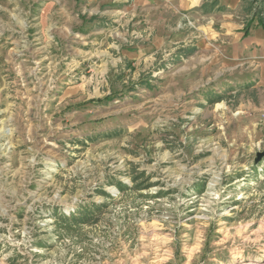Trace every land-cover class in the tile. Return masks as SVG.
<instances>
[{
	"label": "rangeland",
	"instance_id": "rangeland-1",
	"mask_svg": "<svg viewBox=\"0 0 264 264\" xmlns=\"http://www.w3.org/2000/svg\"><path fill=\"white\" fill-rule=\"evenodd\" d=\"M173 10L188 46L115 67L82 61L102 18L81 0H0V264H264V86L189 76ZM105 23L109 54L143 39Z\"/></svg>",
	"mask_w": 264,
	"mask_h": 264
},
{
	"label": "crops",
	"instance_id": "crops-1",
	"mask_svg": "<svg viewBox=\"0 0 264 264\" xmlns=\"http://www.w3.org/2000/svg\"><path fill=\"white\" fill-rule=\"evenodd\" d=\"M206 1L208 0H81L82 10L90 15L98 13L102 18L99 21L102 26L88 32L95 36L91 46H95L96 52L87 54L86 57L84 55L82 61L89 57L90 59L95 56L104 57L106 54L110 60L108 63L115 67L127 63H133L135 67L142 64L151 65L156 54L188 46L184 43L186 40H182L184 34L178 33L183 29L184 20L173 9L193 10L187 15L195 23L192 32L195 36L192 49L194 52L186 58L185 63L189 67L187 74L194 75L195 78L203 75L209 80H216L218 74H221V71H217V65L222 62V67L227 70L224 77L226 83L231 86H235V83L237 85L254 83L252 88L259 90L264 86V26L252 18L250 2L219 0L220 9L216 7L204 12L201 8ZM115 20L123 21L132 29L141 31L140 34L144 32L143 39L137 41L140 42L138 47L127 50L112 44L110 49L112 55L109 54L108 48L102 42L104 38L102 34L108 32L105 22ZM69 24L71 21L68 20ZM219 49L224 54L225 61L218 60ZM96 72L99 73L98 70ZM184 76L185 74H177L176 81H183ZM79 87L77 90H80L81 94H89L85 84ZM211 88L203 90L205 97L218 92ZM93 93H98V90H93Z\"/></svg>",
	"mask_w": 264,
	"mask_h": 264
},
{
	"label": "water",
	"instance_id": "water-1",
	"mask_svg": "<svg viewBox=\"0 0 264 264\" xmlns=\"http://www.w3.org/2000/svg\"><path fill=\"white\" fill-rule=\"evenodd\" d=\"M262 157H264V152H263V153H258V154L256 155L255 163H258L259 160H260Z\"/></svg>",
	"mask_w": 264,
	"mask_h": 264
},
{
	"label": "trees",
	"instance_id": "trees-1",
	"mask_svg": "<svg viewBox=\"0 0 264 264\" xmlns=\"http://www.w3.org/2000/svg\"><path fill=\"white\" fill-rule=\"evenodd\" d=\"M259 22L261 23L262 26H264V20H260Z\"/></svg>",
	"mask_w": 264,
	"mask_h": 264
},
{
	"label": "bare ground",
	"instance_id": "bare-ground-1",
	"mask_svg": "<svg viewBox=\"0 0 264 264\" xmlns=\"http://www.w3.org/2000/svg\"><path fill=\"white\" fill-rule=\"evenodd\" d=\"M246 264H250V263H246Z\"/></svg>",
	"mask_w": 264,
	"mask_h": 264
}]
</instances>
